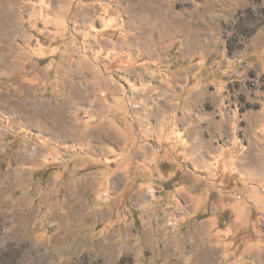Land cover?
<instances>
[{
	"label": "rangeland",
	"instance_id": "rangeland-1",
	"mask_svg": "<svg viewBox=\"0 0 264 264\" xmlns=\"http://www.w3.org/2000/svg\"><path fill=\"white\" fill-rule=\"evenodd\" d=\"M0 264H264V0H0Z\"/></svg>",
	"mask_w": 264,
	"mask_h": 264
}]
</instances>
